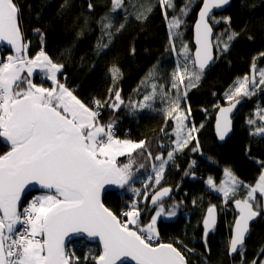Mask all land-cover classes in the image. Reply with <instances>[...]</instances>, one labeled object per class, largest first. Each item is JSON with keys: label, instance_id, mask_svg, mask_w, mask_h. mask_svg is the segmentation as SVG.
Masks as SVG:
<instances>
[{"label": "snow or ice", "instance_id": "6c2138e0", "mask_svg": "<svg viewBox=\"0 0 264 264\" xmlns=\"http://www.w3.org/2000/svg\"><path fill=\"white\" fill-rule=\"evenodd\" d=\"M110 3L112 13L125 8V0H110ZM158 3L161 7L174 8L172 0H158ZM190 3L191 0L171 19L165 12L170 42L171 37L180 35L182 17L187 16ZM229 3L230 0H203L195 24V54L194 57L189 55L187 45L182 44L184 63L173 72L174 89L178 90L184 82V74L189 78L188 87H194L193 81L201 79L206 65L213 60L212 26L208 21L214 18L210 14ZM87 7L91 11L93 4L88 3ZM19 18L20 9L15 0H0V42H6L16 53L15 56H8L7 62H0V143L9 149L0 154V264H77L80 258L66 250V242L71 243L74 236L98 241L102 251L91 257L96 264H188L186 257L172 243H152L159 238L156 225L157 219L164 213L161 200L169 196L170 188H162L151 195V203L158 205V208L146 225L141 224L142 210L136 201L129 206L130 210L120 214L125 218L123 220L102 202V191L112 185L121 189L128 186L137 196L142 195L144 201L149 199L147 188L150 185H145L143 193L131 187L136 162L132 154L138 149L146 150V141L120 139L115 135L114 122L102 124L100 109L107 101L94 98L93 108L78 99L58 79L63 65L54 63L43 49L30 58L27 55L28 45L22 42ZM136 18L141 19V14H137ZM101 19L107 21L102 25L104 29L113 27L107 14ZM124 27V24H120L116 32ZM35 31L40 32L39 29ZM105 35L111 40V32H105ZM237 35L235 32L228 33L227 41L217 37L215 47L227 52L229 42ZM99 46L107 49L108 44ZM172 50L176 51L174 44ZM252 67L255 70V64ZM36 69L44 73L52 82V87L33 83L31 77ZM110 71L115 82L119 70L113 68ZM152 75L149 73L148 79ZM259 75L258 82L255 76L249 80L247 75L238 80L234 90L225 93L227 99L231 101L241 94L245 97L253 95L254 92L249 90L250 84L253 88L264 86V70H260ZM152 89V94L145 95L138 104L139 108H150L155 103L156 86L152 85ZM109 93L113 102L108 106L118 110L123 104L120 91L113 93L110 88ZM161 95L167 96L163 92ZM184 95L186 97L187 93ZM180 99L177 91L175 99L169 98L167 101L170 106L163 110L166 118L175 120V139L172 141L174 147L167 152V159L161 155L154 157L160 163L158 167L152 165L155 176L147 179L156 185L160 184L166 165L174 159V154L182 152L196 140L193 133L198 129L195 125L189 128L185 114L179 112L173 116L180 109ZM236 103L219 109L216 128L220 139L228 131L231 124L228 114ZM260 118L264 119V114ZM248 123L253 124L254 121L249 120ZM256 133L264 135V127L257 128ZM198 149L199 141L196 140V146L191 151ZM137 155L143 157V152ZM122 156H127L128 162H118V157ZM147 156L148 159L153 158L151 151L147 152ZM194 164L195 161L189 167ZM139 167L144 168L145 165L140 164ZM225 176L228 181L219 188L211 177L207 184L222 192L227 201L229 194L234 195L241 182L228 169H225ZM228 182L230 186H224ZM30 186H38L44 190V194L36 196L21 211L22 194ZM245 187L249 189L247 196L234 201L239 216L229 241V255L243 254L249 222L264 211V204L256 201L257 193L264 200V174L260 175L255 186ZM214 212L215 206L207 209L203 221L205 237L215 224ZM169 215H175V212ZM261 254H264V248ZM89 258L86 256L85 260ZM252 264H257V261H252ZM259 264H264V260Z\"/></svg>", "mask_w": 264, "mask_h": 264}, {"label": "trees", "instance_id": "16d2710c", "mask_svg": "<svg viewBox=\"0 0 264 264\" xmlns=\"http://www.w3.org/2000/svg\"><path fill=\"white\" fill-rule=\"evenodd\" d=\"M172 2L174 8L161 7L158 0H125V8L112 13L110 0H15L20 9V27L29 53L34 55L43 49L53 62L62 64L59 80L89 107H93L94 98L107 101L100 109L99 119L102 124L114 122L119 138L146 141V150L138 149L133 154L136 181L132 185L140 186V179L147 176L152 165L160 163L154 157L161 155L165 158L172 146L175 120L166 118L163 106L138 107L149 85V73L156 78L158 72H166L172 59L173 41L171 37L170 42L165 12L171 19L189 0ZM202 2L191 0L188 14L182 17L183 24L179 29L191 53L194 52L193 26ZM88 3L93 4L91 11ZM106 14L111 18V29L102 27L107 21L101 18ZM137 14H141V19L136 18ZM212 17L214 45L217 37L227 41L228 33L238 35L229 42L227 52L215 47L216 59L211 68L202 74L194 87L185 90L186 97L185 92L182 95V104L189 105L194 122L197 125L205 123L196 138L199 149L191 151L196 146V140H193L180 154H176L160 184L150 181L149 199L144 201L140 195L137 203L142 210L141 224L146 225L158 208L149 209L151 195L163 187L173 189L172 196L162 204L166 210H176L178 215L172 220L158 221L159 242H174L186 255L189 264H252L254 260L259 264L264 260V254H261L264 248V211L252 225L243 254L229 255L228 246L232 226L239 216L233 202L244 199L249 190L245 186H255L264 172V135L256 133L258 124L254 109L257 103L264 104V86L255 89L253 95L246 97L248 101L239 107L233 116V133L224 144H219L216 139L214 122L217 109L228 103L224 98L225 91L238 78L250 75L264 65V55H261L264 53V0H233L229 8ZM120 24L125 27L116 32ZM36 29L40 32L37 33ZM105 32L112 33L111 40ZM101 44H108L107 49L99 46ZM2 57L4 59V55ZM113 68L119 70L115 82L110 71ZM33 78L35 82L53 86L42 79V74L38 73ZM110 88L113 93L116 90L121 93L123 104L118 110L108 106L113 102ZM249 120L254 123L249 124ZM8 150L0 143V154ZM148 151H151L152 159H148ZM140 152H143V157L137 155ZM193 161L195 164L189 167ZM118 162L126 163L128 157L122 156ZM140 164L145 167L140 168ZM227 168L241 182V197L224 201L223 195L208 188L206 181L212 177L219 185ZM134 195L135 192L126 186L106 192L104 202L123 220L120 214L129 208ZM257 197L261 198L259 193ZM210 206H217L219 220L216 229L205 237L203 221ZM66 250L80 258L77 264H95L91 257L101 252L98 244L85 239L73 241ZM244 254L247 259L242 262ZM86 256L90 258L85 260Z\"/></svg>", "mask_w": 264, "mask_h": 264}, {"label": "rangeland", "instance_id": "374dc122", "mask_svg": "<svg viewBox=\"0 0 264 264\" xmlns=\"http://www.w3.org/2000/svg\"><path fill=\"white\" fill-rule=\"evenodd\" d=\"M179 33H180V35L179 36H173L172 37V41H173V44L175 45V49H176V51H173V55H172V59H171V61H170V63L168 64V66H167V69H166V72H163L162 74H160L159 72H158V76L156 77V78H152V79H150V81H149V85H148V88L146 89V93H145V95H150V94H152V91H153V89H152V85H155L156 86V96H155V103H153V105H152V107H150V108H154V105H159V107H162L163 106V108L165 109L166 107H169L170 105H169V103L167 102L168 101V99L169 98H171V99H175V97H176V95H177V91H179V94H180V97H181V99H180V109H179V111L178 112H176V113H173V116H175V115H178L179 114V112H183L184 114H185V116L187 117V120H186V123L188 124V126H189V128H191L192 127V125H195V127L198 129V131L197 132H195V133H193V135L197 138V135H198V132H199V130L201 129V125H205V123L203 122L201 125H197L195 122H194V119L192 118V116H191V110H190V108H189V105L187 104V103H183L182 104V100H183V98H182V95H183V93L185 92V90H189L191 87H188V84H189V78H188V76L186 75V74H184V76H185V78H184V82L182 83V84H180L179 85V89L177 90V89H174L173 87H172V81H173V72L176 70V68H177V66L178 65H182L183 63H184V56H183V54H181V47H182V44H186L187 45V47H188V49H189V55H191V56H193V53H191V51H190V47H189V45H188V43L185 41V39H183V36H182V33H181V31L179 30ZM214 42H215V38H214ZM221 46H223L222 44H221ZM38 53V52H37ZM37 53H35L34 55H31L30 53H29V51H28V49H27V55L30 57V58H34L35 56H36V54ZM10 55L11 56H15L16 54H14V53H10ZM9 55V56H10ZM48 55V54H47ZM0 60L3 62V57H2V54H0ZM55 63V62H54ZM191 62L189 61V69L191 70ZM260 70H264V65L262 66V67H260L259 69H257V70H255V71H253V73H251L250 75H247L248 77H249V80H251L252 79V77L253 76H255V79L257 80V82L259 81V79H260V75H259V72H260ZM42 74V79L44 80V81H48V82H50L51 84H52V82L50 81V80H48L47 78H46V76L44 75V73H42L39 69H36L35 70V72H34V74H33V76L31 77V79H32V81H33V83H35V84H37L38 86H43V87H50V85H47V84H44V83H39V82H35L34 81V76L36 75V74ZM59 74L60 73H58V76H59ZM183 74V73H182ZM23 75H26V73H24ZM245 76H243V77H241V78H238L237 80H236V82L232 85V86H230L226 91H225V93H227V92H229L230 90H234V88L237 86V81L238 80H242L243 78H244ZM58 79H59V77H58ZM61 82V81H60ZM62 83V82H61ZM193 83H195V84H197V82L196 81H193ZM255 89H257V88H253L252 86H251V84L249 85V90L250 91H255ZM70 90V89H69ZM166 93L167 94V96L165 97V96H162L161 95V93ZM225 93H224V98H225V100L227 101V102H231L232 100H234L235 98H238V97H242L243 95L241 94V95H239V96H236V97H234L231 101H229L228 99H227V97H226V95H225ZM74 94V93H73ZM75 95V94H74ZM76 96V95H75ZM78 99H80L78 96H76ZM245 97V96H244ZM248 97H250V96H248ZM81 100V99H80ZM82 101V100H81ZM163 101V102H162ZM83 102V101H82ZM84 103V102H83ZM146 103H149V102H146ZM149 108V107H148ZM255 122L258 124V127L257 128H260V127H264V119H261L260 118V116L262 115V114H264V104H261V103H257V105L255 106ZM189 110H190V112H189ZM202 126V127H203ZM175 128V127H174ZM256 128V129H257ZM119 138V137H118ZM120 139H128V138H120ZM175 139V136H174V129H173V138H172V141ZM128 140H131V139H128ZM131 141H133V142H137V141H134V140H131ZM172 141H171V147H170V149H169V151H171L172 150V148L174 147V145L172 144ZM181 152H178V153H175L174 154V156L176 155V154H180ZM134 154V153H133ZM132 154V155H133ZM118 159H120V157H118ZM165 159H167V156L165 157ZM168 165H169V163L166 165V168H165V171H166V169H167V167H168ZM157 167L159 166V164L158 165H156ZM228 169V168H227ZM231 173H232V175H234L233 174V172L230 170V169H228ZM165 173V172H164ZM164 173L162 174V176L164 175ZM263 174H264V172H263ZM149 176H155V173L153 172V169H151L150 170V172L147 174V176L146 177H144V178H142V179H140V183H141V185L140 186H138L137 184H133L132 185V187L133 188H137V189H140V192L141 191H143V189L145 190V185H149V183H150V181L147 179V177H149ZM235 176V175H234ZM212 178V177H211ZM213 179V178H212ZM138 180V179H137ZM135 181H136V179H135ZM134 181V182H135ZM207 181H208V179H207ZM206 181V182H207ZM213 181H214V179H213ZM226 181H228V178L224 175V178H223V180H222V182L219 184V185H216V187L217 188H219V187H221L222 186V183H224V182H226ZM214 183H215V181H214ZM207 186H208V188H210V189H212V190H215L214 188H212V187H210L208 184H207ZM224 186H230V182H228L227 184H225ZM149 188V187H148ZM147 188V192H149V190L150 189H148ZM144 192V191H143ZM222 195H223V193L222 192H220ZM36 194H37V196H39V195H42V194H44V192H36ZM241 195V186L240 187H238L237 188V190H236V192H235V194L233 195L232 193H230L229 194V197H228V199L227 200H229V199H231V198H235V197H238V196H240ZM247 196V193L245 194V197ZM224 197V196H223ZM241 197V196H240ZM138 199H139V196H137L136 195V193H135V195H134V197H133V201H138ZM133 201L131 202V204L133 203ZM224 201H225V198H224ZM256 201L258 202V203H261V204H264V200H262V198H258L257 197V194H256ZM128 210H130L129 208L127 209V211ZM170 212H172V211H165L164 210V213L161 215V217H159L158 219H157V221L160 219V218H163L164 220H168V219H175L176 218V216L178 215V213H176L175 211V215H169V213ZM156 228H157V225H156ZM157 231H158V228H157ZM159 233V232H158ZM246 251V250H245ZM246 256V254H244L243 256H242V258H241V261L243 260V261H245L247 258L245 257ZM242 261V262H243ZM245 263V262H244Z\"/></svg>", "mask_w": 264, "mask_h": 264}, {"label": "water", "instance_id": "95a60500", "mask_svg": "<svg viewBox=\"0 0 264 264\" xmlns=\"http://www.w3.org/2000/svg\"><path fill=\"white\" fill-rule=\"evenodd\" d=\"M232 3H233V0H230V3H229L228 5H224V6L220 7V8L214 9L213 12L210 14V16L212 17L215 13H218V12H221V11L226 10L227 8H229V7L231 6ZM202 6H203V2H202L201 7H202ZM201 7H200V8H201ZM199 11H200V9H199ZM199 11H198V14H197V19H196V21H195V23H194V26H193V40H192V41H193V44H194L193 57H194L195 49H196V43H195V31H196V30H195V24H196L197 20L199 19ZM19 20H20V18H19ZM210 20H211V19H209L208 22H209V24L212 26ZM19 27H20V21H19ZM20 30H21V34H22V42L25 44V38H24V35H23V32H22L21 27H20ZM214 38H215V32H214V29H213V26H212V37H211V40H212V44H213V48H212V56H213V60H211V61L208 62V64L206 65V69H205V71H204L203 73L208 72V70L211 68V66L213 65V63L215 62V59H216V56H215ZM1 48H5V49H7L8 51H10L11 53L16 54V53H15V50L12 49V47H11L10 45H8L6 42H0V49H1ZM237 100H239V103H236ZM247 101H248V99H247L246 97H243V96H242V97H238V98H235L234 100H232L231 102H228V103H226V104L221 105V106L217 109V111H216V116H215V122H214V132H215V136H216V139H217V141H218L219 144H224V143L229 139V137L232 135L233 130H234V119H233V116H234L235 113L238 111L239 107H240L243 103H245V102H247ZM234 103H236V107L233 109V111H232L231 113L228 114V118L230 119L231 124L229 125L228 131L225 132V134H224V138H223V139H220V133L217 131V128H216L217 117H218V115H219V109L222 108V107H230V106H231L232 104H234ZM163 188H170V189H171V192H170L169 196H166V197H163V198H162L161 203H162L165 199L171 197L172 194H173V192H174L173 189H172L171 187H163ZM120 189H121V188H119V187L116 186V185L106 186V190L102 191V193H101V199H102V202L105 204V202H104V196H105V193H106V192H108V191H118V190H120ZM161 189H162V188L158 189L157 191H159V190H161ZM157 191H155V192H157ZM36 192H44V190L39 189L38 186H36V187H31V186H30L29 188H27L26 191L22 194V197H21V206H22V203H23L24 199L26 198V196H27L28 194L36 193ZM155 192H154L153 194H155ZM153 194H152V195H153ZM240 200H243V199H240ZM105 206L108 207L106 204H105ZM157 207H158V205H153V204L151 203V200H149V209H150V210L155 209V208H157ZM233 207H234V209L239 213V209L236 207V205H235L234 202H233ZM108 208H109V207H108ZM109 209H110V208H109ZM110 210L113 211L112 209H110ZM113 212H114V211H113ZM114 213H115V212H114ZM115 214H116V213H115ZM116 215H117L119 218H121L118 214H116ZM206 216H207V212H206ZM214 217H215V224L213 225V227H212L211 229H209V231H208V235H209L211 232H213V231L216 229L217 225H218V220H219V210H218L217 206H215ZM259 217H260V215L257 216L256 218H254L252 221L249 222V231H248V233L246 234V238H245V242H244V247H245V244H246L247 239L249 238V235H250V232H251L252 225H253V223H254L255 221H257V220L259 219ZM205 218H206V217H205ZM237 218H238V217H237ZM235 221H236V220H235ZM234 225H235V222H234V224H233V226H232L231 237H232L233 232H234ZM78 239H82V238L77 237V236H74V237H72V242L75 241V240H78ZM230 239H231V238H230ZM86 241H88V242H90V243H96V244H98V245L100 246L101 251H102V247H101V245L98 243V241H96V240H86ZM72 242H71V243H72ZM158 243H172L174 247H177L178 250H180V251L182 252V250H181V249H180V248H179L174 242H171V241H160V242H157L156 244H158ZM69 244H70V243H67V242H66V248H67V246H68ZM182 254L186 257V255H185L183 252H182ZM237 254H238V253H237ZM234 255H236V254H232V256H234ZM186 259H187V261H188V258H187V257H186ZM95 264H96V261H95ZM131 264H134V262H131ZM188 264H189V262H188Z\"/></svg>", "mask_w": 264, "mask_h": 264}, {"label": "built area", "instance_id": "2783aa9c", "mask_svg": "<svg viewBox=\"0 0 264 264\" xmlns=\"http://www.w3.org/2000/svg\"><path fill=\"white\" fill-rule=\"evenodd\" d=\"M0 54L4 55V59H3V62H7V58L8 56L10 55V52L5 49V48H1L0 49ZM94 104H93V108H94ZM100 113H101V110H100ZM115 135L117 136V129L115 127ZM118 137V136H117ZM37 196L36 193H31V194H28L26 196V198L24 199L23 203H22V206H21V211L23 210V208L25 207H28V205L32 202L33 199H35V197ZM127 211V210H125ZM158 242V240H154L152 241L153 244H156Z\"/></svg>", "mask_w": 264, "mask_h": 264}, {"label": "crops", "instance_id": "0c3cea01", "mask_svg": "<svg viewBox=\"0 0 264 264\" xmlns=\"http://www.w3.org/2000/svg\"><path fill=\"white\" fill-rule=\"evenodd\" d=\"M164 210H165V211H175V212H176V210H172V209H171V210H166V209L164 208ZM176 213H178V212H176ZM176 217H177V216H176ZM160 219H163V218H160ZM160 219H159V220H160ZM159 220H158V221H159ZM168 220H170V219H168ZM171 220H172V219H171ZM158 221H157V223H158Z\"/></svg>", "mask_w": 264, "mask_h": 264}]
</instances>
